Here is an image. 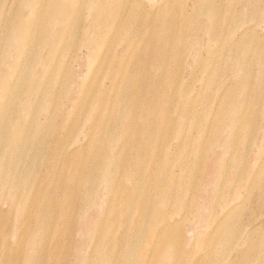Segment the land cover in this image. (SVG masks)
I'll return each instance as SVG.
<instances>
[{
  "label": "bare ground",
  "instance_id": "obj_1",
  "mask_svg": "<svg viewBox=\"0 0 264 264\" xmlns=\"http://www.w3.org/2000/svg\"><path fill=\"white\" fill-rule=\"evenodd\" d=\"M105 1L0 0V112H3L0 113V191H3L0 193V223L25 226L20 232H17V227L13 228L18 237L20 235L13 244L16 247L5 242L7 249L0 250V259L14 262L23 255L20 254L22 250L32 251V254L42 250L49 229L56 225L59 231L66 227L69 238L72 234L80 236L79 246L70 251L71 259L65 264H107L110 260L113 264H264V126H257L253 111L244 113L242 108L222 110L218 117V123H225L230 117L249 116L245 137L233 127V121L209 129V119L204 118L196 131H189L184 129L182 117L187 111L167 117L161 106L155 118L150 119V115L142 120L138 118L141 130L154 122L159 127L151 133L157 136L171 130L173 135L170 136L176 139L164 154L152 146V186L146 195H141L139 203L133 188L129 191V186L116 182L125 174L131 181L136 179L134 165L145 156L142 149L150 142L148 137L140 135L143 131L138 129L134 130L135 136L127 141L138 145L136 156H128V162L124 153L116 156L114 152L116 137L105 139L99 135L101 131L95 133V118L85 132L82 129L79 132L78 122L73 124L74 132L82 133L83 140L77 139L72 147L69 136L66 138L60 131H53L51 141L48 136L51 133L37 127L38 132L29 131L18 142L17 138L13 148H1L5 129L11 132L6 140L10 139L8 142L18 134H24L30 113L25 102L31 99L40 84L39 78L45 75L49 63L54 60L65 34L79 31L84 37V46L74 54V61L81 64L84 52L89 55L94 53L89 41L98 39L100 19L93 13L106 14ZM197 2L192 3L190 10L182 12V32L189 28L184 22L188 17L196 13L204 18L208 15L207 7ZM248 7L264 9V0H251ZM124 10L127 11V8L124 7ZM236 10L235 6L231 8L232 17L236 15ZM131 11L135 14L134 10ZM240 21L242 19L236 23ZM240 27L242 32L239 35L248 33L254 45L264 47V15L258 20L249 17ZM128 28L126 22H121L118 31ZM241 39L237 38L235 42ZM231 48L232 41H229L219 49L230 51ZM43 49L49 60L41 62L38 55L35 65L27 66V53L33 51L39 54ZM157 53V60L164 61L161 52ZM18 55L22 57L16 58ZM202 56L197 57V63L213 59L208 54ZM227 70L237 71L246 84L257 85L264 97V62L251 61L244 54L234 59ZM69 73L70 78L64 79L67 85L78 76L77 70L70 69ZM132 80L130 77L125 86L130 88L134 84V87H139L146 83L145 78ZM227 80L226 92L235 93L238 86L234 87L238 83L230 82V77ZM147 82L149 88L143 102L145 108L159 105L158 100H154L156 96L162 103L169 102V94L164 90L167 85L156 88L161 83V77H150ZM18 83H21L19 88ZM50 83L46 76L45 89L37 92L36 98L43 96L42 103L49 101L55 93ZM115 84L116 80H113L112 85ZM102 88L103 91L109 89L105 85ZM74 92L69 89L65 95ZM101 92L100 89V95ZM117 103L123 107L125 95ZM101 108L102 105L97 103L96 112ZM19 109H23L25 115L20 116ZM43 110L48 112V105ZM108 110L111 108L105 106L103 112ZM131 120L127 113L120 114L112 130L115 126L127 127ZM175 132H178L177 135H174ZM92 141L96 149L101 145L104 149L99 159L93 153L94 162L103 167L99 172L91 171L94 162L79 167V155ZM113 156L116 162L111 167L109 160ZM57 161L71 164L63 168ZM101 190L107 193L105 199L96 201ZM133 205L136 206L129 214ZM109 206L113 211L114 208L118 210L121 216L129 217L131 225L130 235L116 237L114 248L109 245L112 234L106 226V208ZM75 211L76 214L71 216ZM176 229L180 232H175ZM99 230H104V234L98 244L94 237ZM141 236L144 240L140 244ZM121 240L124 243L118 248ZM27 241L28 249H25ZM97 248H105L107 252L102 253ZM31 257L26 259L25 264H32ZM49 263L47 260L46 264Z\"/></svg>",
  "mask_w": 264,
  "mask_h": 264
},
{
  "label": "rangeland",
  "instance_id": "obj_2",
  "mask_svg": "<svg viewBox=\"0 0 264 264\" xmlns=\"http://www.w3.org/2000/svg\"><path fill=\"white\" fill-rule=\"evenodd\" d=\"M167 1L168 4H165ZM195 1L197 0H106V14L93 13L95 17L100 19L98 39L89 41L92 49L94 48V53L89 55L84 52L81 64L74 61V54L80 51V47L84 46V37L79 31L65 34L62 44L58 46L54 60L49 63L45 75L40 76V84L32 93L31 99L25 102L27 108L30 109V113L24 134H18L8 142L10 139L6 140L11 132L10 129H5L3 131L5 139L1 148L4 147L7 150L13 148L17 138L18 142L21 137L22 139L23 136L25 138L29 131L38 132L37 127H42L44 132L51 133L48 135L51 141L53 131H60L66 138L69 136L70 147H72V144L76 145L75 141L77 139L83 140V134L81 133V135L79 132L81 129L83 132L87 131L91 126V120L95 118L97 119L94 125L96 128L95 133L101 131L99 135L105 139L111 136L116 137L113 143L114 152L117 154L116 156L124 153L128 162V156H136L138 145L135 142L127 143V141L135 136L134 130L143 131L137 119L141 118L142 120L148 115H150V119L155 118L160 106L164 109L167 117H175L177 113L187 111L182 117L185 121L183 122L184 129L187 128L189 131H196L198 125L204 122L205 118L209 119L207 122L209 129H216L217 126L219 127L218 124L223 125L233 121V127L242 132L245 137L249 118L246 114L235 119L230 117L225 123H218V117L222 110L236 108H242L244 113L253 111L256 114L257 126H264V97L260 95L259 87L253 83L246 84V80L240 79L237 71L227 70L228 65L234 59L243 57L244 54L251 61L264 62V47L254 45L248 33L239 35L242 32L240 25L243 21L249 17L258 20L264 15V9L260 7L250 9L248 4L251 0H198V5L207 7L208 15L204 18L196 13L188 17L184 22L185 27L188 24L189 28L186 32H182L180 26L183 23L181 21L182 12L187 11V9L190 10L192 3L194 4ZM230 1L231 3H229ZM238 3L240 4L238 5ZM227 4L230 5L226 6ZM234 6L237 7V10L236 15L233 14L232 17L231 8ZM124 7L127 8V11L124 10ZM131 10H134L135 14ZM238 19H242L241 23H236ZM121 22H126L129 28L119 32L118 28ZM197 24L199 25L198 28ZM237 38L242 39L235 42ZM37 39L40 40L41 35ZM229 41H232L231 50L224 49L220 51V46L229 43ZM161 47L165 49L161 50ZM157 52H161L165 57L164 61L157 60ZM203 54H208L213 59L197 63V57H203ZM38 55L41 62L49 60V56L44 49L39 54L33 51L28 52L27 66H30V64L35 65ZM15 57L19 59L22 55ZM70 69L77 70L78 76L75 81L72 80L67 85L64 79L65 77L70 78ZM38 73L40 72L38 71ZM156 75L161 77V83L157 84L156 88L167 85L164 90L169 94V102L167 100L166 103H162V100L157 99L156 96L154 100L155 102L158 100L159 105H155L150 109L145 108L143 102L146 100L147 89L149 88L147 79ZM46 76L51 81L49 85L54 86L55 93L49 101L42 103L43 96L36 98V95L40 89H45L43 84ZM130 77L133 78L132 81L145 78L146 83L139 87H134L133 84L128 88L125 84ZM228 77L231 78L230 82L238 83L234 87L238 86L235 93L226 92L229 85L227 82ZM113 80H116L114 86L112 85ZM20 85L21 83H18V88ZM104 85L109 87L107 91H103L102 86ZM114 87L116 88L114 89ZM123 88L125 90L122 93ZM69 89L75 92L66 96L65 93ZM100 89L102 91L101 95ZM122 95H125V103L123 107H120L117 100L121 99ZM97 103L102 105L101 110L98 112H96ZM114 104L116 107H114ZM46 105H48V112L43 110ZM105 106L111 108V110L104 113ZM140 110H142V113ZM18 111H20V116L25 115L23 109ZM261 111L263 113L259 114ZM69 112L71 114L68 116ZM0 113L3 114V112ZM125 113L128 114V119H132V123L128 124L127 127L126 125L115 126V130H112L114 121L120 114ZM48 114L50 115L48 116ZM19 118L23 119V117ZM75 122H78L80 128L77 134L73 128ZM51 126L56 127L52 128ZM158 127L153 122L140 133V135L148 137L150 142L142 149L145 156L134 165V169L137 171L136 179L131 181L129 175L125 174L116 180L119 184L129 186V191L133 188L138 203L141 195H146L152 186L151 176L154 169L151 159L152 146L158 148L164 154L165 149L176 142V139L170 136L173 135L171 130L157 136L154 135ZM151 131L154 132L151 133ZM178 132H175L174 135H177ZM94 141L80 153V168L94 162L93 153L99 159L102 150L104 151L102 145L96 149ZM69 143H67V146ZM109 161L112 162L111 167L116 162L114 156ZM57 163H59V167L63 168L66 164L69 166L71 164L62 161H57ZM60 163L64 164L61 165ZM91 168L92 172L103 170V167L96 163ZM127 168L129 169V167ZM78 183L79 180L75 181L76 185ZM1 192L3 191L1 190ZM106 194V191L101 190L97 194L96 201L98 199L104 200ZM135 206H131L129 214L132 213ZM107 208L106 210L111 212L106 211V226L112 234L109 245L114 248L115 238L128 237L131 225L128 223L129 217L121 216L120 212L115 208L113 211L111 206ZM75 214L76 211L71 213V216ZM15 227L18 228L17 232L25 229V226L22 227L21 225L0 223V250L7 249L5 242L12 245V247H16L13 245L18 237L17 232L13 230ZM175 232H180V229H176ZM95 234L94 239L96 238L99 244L101 238H103L104 230H99ZM143 240L144 236H141L139 238L140 244ZM79 241L80 236L75 237L72 234L69 238L66 227L59 231L56 225H52L49 229L48 239L41 246L42 250L35 251L33 254L32 251L22 250L20 254L23 255L16 261L12 262L9 259L1 258L0 264H25L28 257L31 256L32 264H46L47 260H49V264H65L70 261V251L74 250L76 245L79 246ZM122 243H124L122 240L120 243L118 242V248ZM24 248L28 249V241ZM97 249L101 250L102 253L107 252L105 248ZM33 255L35 258H33ZM107 264H113V261L110 260Z\"/></svg>",
  "mask_w": 264,
  "mask_h": 264
}]
</instances>
